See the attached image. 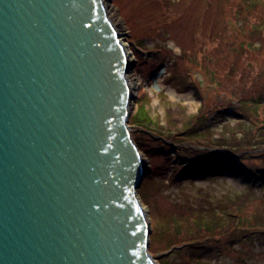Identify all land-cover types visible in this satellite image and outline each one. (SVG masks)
Wrapping results in <instances>:
<instances>
[{
	"label": "water",
	"instance_id": "95a60500",
	"mask_svg": "<svg viewBox=\"0 0 264 264\" xmlns=\"http://www.w3.org/2000/svg\"><path fill=\"white\" fill-rule=\"evenodd\" d=\"M103 0H0V264H159Z\"/></svg>",
	"mask_w": 264,
	"mask_h": 264
},
{
	"label": "rangeland",
	"instance_id": "374dc122",
	"mask_svg": "<svg viewBox=\"0 0 264 264\" xmlns=\"http://www.w3.org/2000/svg\"><path fill=\"white\" fill-rule=\"evenodd\" d=\"M105 1L138 82L129 125L150 252L264 264V0ZM209 156L224 161L192 165Z\"/></svg>",
	"mask_w": 264,
	"mask_h": 264
},
{
	"label": "trees",
	"instance_id": "16d2710c",
	"mask_svg": "<svg viewBox=\"0 0 264 264\" xmlns=\"http://www.w3.org/2000/svg\"><path fill=\"white\" fill-rule=\"evenodd\" d=\"M227 158L229 159L230 157L227 155L225 157V159H227ZM191 160H193V158ZM205 160H208V161L207 162H204L203 160H198V161L197 160H194L192 165L195 166V167H197V168L201 167V169H204V170L207 169V170H209L208 167L211 168L213 166V164H216L217 166H220V162L224 161V158L223 159H218V158H216L214 156H209V158H205ZM209 160H211V161H209ZM227 162H228V160H227ZM151 240H152V238H151Z\"/></svg>",
	"mask_w": 264,
	"mask_h": 264
},
{
	"label": "bare ground",
	"instance_id": "6f19581e",
	"mask_svg": "<svg viewBox=\"0 0 264 264\" xmlns=\"http://www.w3.org/2000/svg\"><path fill=\"white\" fill-rule=\"evenodd\" d=\"M103 1H104V5H105V8H106V11H107V15H108V17H109V12H108V8H107V6H106V1H105V0H103ZM109 19H110V17H109ZM110 20H111V19H110ZM112 23H113V22H112ZM122 43L124 44L123 40H122ZM124 46H125V49H126V53H127V55H128V58L131 60L130 56H131V53H132V52H131L130 50H128L126 44H124ZM127 80H128V82H129L131 95H134V91H135V88H136L137 85H138V82H134V81H132V80L130 79V77H129L128 74H127Z\"/></svg>",
	"mask_w": 264,
	"mask_h": 264
}]
</instances>
